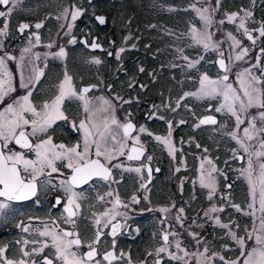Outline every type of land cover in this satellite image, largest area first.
I'll return each mask as SVG.
<instances>
[{
    "label": "rangeland",
    "instance_id": "rangeland-1",
    "mask_svg": "<svg viewBox=\"0 0 264 264\" xmlns=\"http://www.w3.org/2000/svg\"><path fill=\"white\" fill-rule=\"evenodd\" d=\"M65 1L67 0H15V7H13V3L10 0L9 7L13 8V10L7 19L0 18V28L7 22V34L14 35L12 37H8V35L0 37V57H3L2 55L8 51L10 53V49L5 50L6 43H13L16 34L14 30L17 26L19 28L20 24L31 25L34 31L36 30L35 25L40 23L42 27L39 29L44 30V35L40 37L38 44L35 41L36 34H32L33 37L28 41H17V49L20 50L19 59L13 61L3 57L9 71L12 73L14 86L17 88V91L12 93V96L23 95L28 91V89L20 88V77L23 74L27 79L29 74L32 73L33 67L41 72L44 71V76L37 81V85L36 82L35 86L30 85V87H34L32 89L31 100L37 108L45 101L50 102L58 94V85L64 79L65 73L72 78L73 86L77 91L81 90L83 85H94L92 92L87 94V97L92 102L90 107H102V102L99 100L100 97L110 100L115 107L114 115L118 121L121 123L134 122L138 125V131L135 132L133 137L139 136L140 143L144 148H149L150 156L154 157V161L159 164L158 162H163L164 158L168 160L169 175H166L165 181L161 178L157 181V190L165 189L164 191H169L170 196L175 199L176 205L174 207L175 209L173 207L169 208L167 205L158 208L160 220L158 221V228L154 234V239H156V235L161 236L164 233L171 232L177 233L176 236L169 235L170 244L168 245V252H166L167 260L172 261L169 258V252L181 257L184 256L182 252H178L175 248L176 240H179L181 247L188 251L187 237L189 234L187 233L188 230L185 222V196H188L191 191L202 190L209 197V190L201 187L200 179L201 175H206L208 169L213 165L217 169L212 174L216 180V192L211 200L208 198L209 207L206 212L213 206L218 209H223V211L209 213L208 215L204 214L207 217V223L212 225L210 226L212 235L207 239V245L200 251V254H204L205 248L207 250L209 248L215 249L217 247L216 243L220 249L219 251L227 254V258L232 257L234 253L241 254L240 246L232 239L229 232H234L237 237L245 240V251H247L253 244V241L249 240L248 236L251 232H254V229H259L260 220L264 217V212L259 210L258 189L256 194L257 199L253 203L251 184L245 171L248 168V154L232 139L231 133L237 132V135L242 138V130L248 126V121L245 119V123L240 126V130H237L235 118L225 110L217 112L222 119V122L218 126L204 128L199 124L200 118L207 112L209 105H213L214 111L216 112L215 109L223 102L222 98H197L193 95L185 97L184 94L197 92L199 79L203 74H207L211 79H218L225 74L217 69L215 63L217 57L220 56L219 51L227 53V65L231 68L228 75L233 74L235 79V74L238 71H243L244 68L251 67L257 62V58H259L261 66L264 67V53L261 52V46H263L264 40L259 36V32L256 31L260 27L258 26V20L261 19V15L258 17L257 14L254 15L255 11L260 8V3L256 0H250L249 4L234 5V2L238 0H219V3L217 0H181L179 5H184L181 7V12L178 11L180 6L173 4V2L180 0H131L129 1L130 5H127V0H119V12L127 15L131 11V14H134L132 17L135 20H143L141 26L144 27L138 33L128 32L124 46L116 50V54L119 52V59L115 54V59L119 61L115 67L116 69H120L118 73L123 71L122 69L124 68L122 58L128 55L129 50H138L136 44L130 40V37L132 35L141 36L145 31H150L152 28L156 29L155 34L157 36H153V40L158 44V47L152 53L154 56H163V58L160 59L158 65L152 67L151 71H148L146 77H142L144 70L143 72L140 71L141 68H144V63L141 60L138 61V73L134 74V76H129L122 83L118 81L117 87L114 90L112 83L116 80V75L110 77L109 80H106L102 76L104 64H107L104 62V59L101 56L88 55L84 48L77 45V42L81 38L79 36L81 29L78 30L79 19L84 15H91L94 19V9L91 8V12L88 13L84 8L78 6L75 0H70L72 2L71 4H64ZM244 1L248 2L247 0ZM138 2L143 5H139ZM124 3L127 9L123 10L122 6ZM193 5L196 8L206 7L209 9V13L207 14L211 16L212 24L208 30L213 34L214 41H222L219 44V51L209 50L206 52L202 46L192 41L191 29L193 27L198 30L203 29V22L200 20L199 14L194 10ZM131 6L134 10H129ZM7 8H3L0 5V11H6ZM65 9H69L70 12L74 9H80L82 12V15L74 22L71 33L68 35L65 34L68 31L67 25L72 21L70 15L68 19L64 18L63 13ZM141 9L145 13H140L142 12ZM242 10L252 12V16L246 19V27L255 35V44L246 38L242 29L237 30L239 19L244 16V11ZM231 13L238 14L235 22H229L227 20L226 14ZM159 14L171 16L176 14L183 15L174 17L175 20L177 19L176 24H173V27L176 28L174 29L162 25H152L156 21H160L155 17H158ZM97 15L103 16L104 14ZM221 20L224 21L223 24L219 23ZM85 27H88V29L84 36L88 39L99 36L98 34L94 35L98 29L93 25L91 20H87ZM227 33H231L236 39L241 41V48L247 47L249 49L248 55L244 60L235 61L234 56L241 49L230 47L232 42L227 38ZM72 38H75L76 43L69 42ZM49 44L52 45L51 48L48 47ZM159 45L162 47L161 50ZM61 47L64 48L66 53L62 59L52 55L58 52ZM25 48H29L30 51L24 52L23 50ZM120 49H124V51L121 52ZM36 53L40 54L39 59H36ZM22 55L24 57L23 61L20 59ZM185 56L188 57V60L183 58ZM230 56L232 60H229ZM261 58L263 60L260 61ZM93 59H99L101 63L94 64L91 62ZM197 60L199 63L195 67L189 68L187 66L189 62H195ZM112 68L114 67H110V69ZM256 69H258L257 72L260 75L259 68H253V73L256 75ZM229 78L231 77L229 76ZM228 83H231L235 88H239L237 80L234 81L231 78L228 80ZM149 84L151 85L148 86ZM148 96L155 98V104L146 100ZM118 97L122 99H117ZM124 101H129V103H124ZM2 107L3 105H0V109ZM62 110L66 116L76 115L79 120L86 118L88 115L84 112L83 102L76 98L66 99L63 103ZM259 111L262 110L252 108L249 109L247 115L250 117L251 115L258 114ZM108 115L107 112H97L95 119L97 122H101L102 118ZM155 122H164L165 132L163 134L154 132L155 129L152 123ZM169 123L172 125L171 140L176 149L173 155L169 154L166 145L155 139L157 136H168ZM55 124L49 129V134L62 140L63 131L57 128ZM141 126L147 131L143 133L139 132ZM257 126H260L258 116ZM113 127L115 128V126ZM116 131L122 135V130L117 129ZM260 135L252 141L245 140V143L250 146V151L260 150L258 143ZM203 139L212 147H222L224 154L220 152L215 158L206 147L205 149H198L199 140ZM79 141L82 145L83 137ZM128 144L129 146L132 145V141L129 140ZM192 147H194L192 153L193 158H189L184 153V150ZM240 154L244 156V162L242 164L238 163V155ZM218 158H221L219 160L220 165L217 163L219 161H216ZM260 159L264 160V157ZM193 160L195 161V165L191 166L190 162ZM209 160L212 162L211 164L208 163ZM252 160L254 168L253 180H255L259 174V163L256 157H252ZM112 162H114V165L121 164L122 167V164L125 166L128 160L125 155L119 156ZM201 165H203V168ZM121 167L118 169L123 172L124 170ZM191 169L193 171L190 175L185 176L184 173L186 171L190 172ZM137 174L139 175V173ZM165 183L169 187H166ZM227 184H232L237 187L235 190H239V199L244 202L246 196V201L248 199L250 201L249 204L234 202L236 191L231 192L234 188H227ZM226 189L231 191L226 192ZM245 191L248 192L246 195L243 194ZM222 193L224 197L221 199L219 195ZM250 204L253 206L249 207ZM233 205L239 206L240 211H237ZM161 208H167L170 211L164 213L160 211ZM180 208H183V213L178 212ZM169 213L172 214L171 218L174 220V223H169L168 225L162 216H168ZM177 214L181 216L180 222L175 219ZM247 216H251V218L249 219ZM216 219H219L221 224L229 225V228L221 227L216 223ZM181 222L183 226H181ZM201 224L202 220L199 219L196 225L200 226ZM159 241L161 246H165L161 238ZM249 242L251 243L249 244ZM215 252L218 253V251ZM227 258L225 257L224 259L227 261L237 260Z\"/></svg>",
    "mask_w": 264,
    "mask_h": 264
},
{
    "label": "snow or ice",
    "instance_id": "snow-or-ice-1",
    "mask_svg": "<svg viewBox=\"0 0 264 264\" xmlns=\"http://www.w3.org/2000/svg\"><path fill=\"white\" fill-rule=\"evenodd\" d=\"M13 7H15V0H11ZM219 3V0H217ZM10 0H0V5L8 6ZM194 10L199 14L200 20L203 22V29L198 30L193 27L191 29V39L192 41L203 47L207 52L209 50L219 51V44L222 41L213 40V34L209 32V27L212 24L211 16L208 15L209 9L196 8L193 5ZM13 8L9 7L6 11H0V18L9 17L11 15ZM215 11V9H213ZM244 11V10H242ZM71 17V23L67 25L68 31L66 35L71 33L74 26V22L78 17L82 15L80 9H74L69 11L65 9L63 16L65 19ZM227 20L229 22H235L237 19V13L226 14ZM252 16L251 11H244V16L239 19L237 24V30L242 29L243 34L247 37L249 41L255 44V38L251 34V31L246 27V19ZM100 24H104L105 20L103 17H98ZM223 24L224 21H219ZM42 27V24L37 23L35 25L36 29ZM8 24L5 22L3 27L0 28V37L7 35ZM29 28L28 24H20L19 31L24 32L25 29ZM259 32L260 37H264V23H261L260 27L256 30ZM227 38L231 40L232 48H240L241 50L237 52L234 56L235 61L244 60L248 55L249 49L247 47L241 48V41L236 39L231 33H227ZM35 41L38 44L40 42V37L37 34L35 36ZM70 43H76L75 38L70 39ZM31 43V41H30ZM49 48L52 47L51 44L48 45ZM91 47L93 49L99 48L100 45L95 41L92 42ZM133 47H135L133 45ZM24 52H29V48H25ZM124 51V49H120ZM264 53V48L261 49ZM53 56L57 58H64L66 53L63 47L59 49L58 52L53 53ZM108 55H112L111 52ZM220 58L218 60L219 67L224 71V75L218 79H211L207 74L201 75L199 79V88L195 93H185L184 96L193 95L197 98H222V103L215 110L216 112L227 111L235 118L236 129L240 130V126L245 123V119L248 121V126L243 128V137H239L237 132L231 133L233 140L237 142L241 149L248 154V168L245 170L251 184V193L253 203L257 199V189L259 198V210L264 212V67L260 66L259 58L257 62L251 67L244 68L243 71H238L236 75V80L239 84V88L233 87L231 83H228L229 75L231 71L229 65L225 63L224 54L219 51ZM119 59V52L116 54ZM36 59L40 58V54H35ZM188 60V57H183ZM8 60H13L15 57L7 55ZM21 61L24 60L23 55L21 56ZM203 59V57H201ZM232 60V57H229ZM94 64H100L99 59H93L91 61ZM199 61L189 62L187 65L189 68L195 67ZM253 68H259L260 75L257 76L253 73ZM143 72V68L140 69ZM43 76V72L39 71L35 67L32 69V73L29 74L27 79L21 74L20 77V88L28 89V91L19 96H12V93L17 91V88L13 83L12 73L9 71L5 59L0 57V105H3L0 109V198L4 201H24L30 200L37 196V191L39 187L45 190L49 185H53L50 179L53 173H59L63 176L64 173L60 171L57 166L58 162L62 163V166L70 170V174L65 178L59 180V188L65 193L67 202L64 205V212L67 213L65 222L70 224H75L74 217L78 214L80 209V204L78 201L83 197V193L75 191L85 184H88L93 179L99 178L101 180L107 181L111 178L112 170L107 165L111 164L114 159L119 156L127 157V160H140L144 155L143 145L140 143L139 136H132V133L136 130L135 125L131 122L121 123L118 121L114 115L115 107L112 105L111 101L100 97L99 100L102 102V107L93 108L90 107L91 100L87 97V93L91 90L90 87H85L79 91L75 89L72 83V78L65 73L64 79L58 85V94L50 101H45L39 108L35 106L31 100L32 89L30 85H34L35 82L39 81L40 77ZM76 98L83 102L84 112L87 113L86 120H82L79 124L78 131L83 132V144H76L72 147H67L64 144L53 143L52 137L49 134V129L58 120H67L64 111L62 110L63 103L66 99ZM117 99H122L118 97ZM124 103H129V101H124ZM257 108L261 109L258 114L251 115L248 117L249 109ZM97 112H107L109 115L102 118L101 122H97L96 115ZM257 116L260 122V126H257ZM183 123V121H181ZM217 121L211 117H205L200 120V124H216ZM115 126V128L113 127ZM76 128V125L73 124ZM117 129L122 130V135ZM172 125L169 123V132L167 137H155L157 141H160L168 147L169 154L173 155L176 151L172 140ZM147 130L141 126L139 132L143 133ZM151 135V133H149ZM260 135L259 151H250V146L245 143V140L252 141ZM43 137V138H42ZM132 141V145L129 146L128 141ZM16 147H12V146ZM18 148L19 150H16ZM206 151V150H205ZM30 154H33L35 158H30ZM235 155V152H234ZM252 157H256L259 163V174L253 180L254 168ZM239 158V157H238ZM152 157L148 156L147 160L151 161ZM209 164L212 162L209 160ZM114 167L120 168L121 164H116ZM203 168V165H201ZM127 171H135L137 173L141 172V168L137 167L135 169H126ZM179 171V169H177ZM217 169L213 165L208 169L207 174H202L200 179L201 187L207 188L209 190V199L216 192V180L213 177V173ZM149 179L151 177V169H148ZM48 177L40 181V177ZM40 181V184H38ZM144 187V185H142ZM230 187V186H229ZM111 195V193H108ZM103 199V197H99ZM147 199V197H145ZM132 202L137 203L136 196L132 197ZM56 205H60L62 201L59 197L56 198ZM117 206L127 207V205H121L119 196L117 195L113 203V208L107 210L102 215L104 222L102 227L107 228L111 225V235L115 236L117 232L121 229L122 224L120 222L113 223L117 216H124L126 219V214L116 211ZM253 205L250 204L249 207ZM9 207L8 203L0 202V210ZM240 211L239 206L233 205ZM161 212L167 213L170 210L167 208H161ZM217 211H223V209H218L213 206L209 209L205 215L209 213H215ZM179 213H183V208L178 210ZM247 214V213H246ZM175 219L180 222L181 216L176 215ZM216 223L223 228H229L227 224H221L219 219H216ZM97 226L101 225V218L97 217L95 220ZM181 226H183L181 222ZM23 231L27 232L28 228L24 227ZM41 237H48L51 240V247L55 250L56 259L61 262V264H101V261L95 260L97 256V249L93 246L99 243L101 237V230H97L95 239L92 243L87 245L88 251L86 253L80 254L79 249L82 245V241L79 238V234L73 231H58L55 228L49 229L45 226L43 231H39ZM169 235L176 236L177 233H165L162 236L164 245L157 249V255L160 253L168 252L167 245L169 242ZM196 238L194 233H189ZM229 235L233 240L240 246L241 256H244L243 264H264V217L260 220L259 229H254L253 233H250L248 239L253 241L252 246L245 251L246 244L243 238L236 236L234 232H229ZM75 237V238H72ZM199 242V241H197ZM25 244L28 241L24 242ZM115 241H113V245ZM49 247L47 243H44L39 249H33V252H42L44 248ZM175 248L178 252H182L184 256L188 255V252L181 247V242L179 240L175 241ZM207 248H205L204 253H207ZM5 249L0 248V258H3ZM23 255L28 257L31 255L30 252L24 251ZM123 255V253H121ZM151 255V253H149ZM203 255V254H201ZM213 257H206L205 259H198L197 264H208V261L214 259ZM169 258L172 260H181L183 257L178 256L174 253L169 252ZM103 259L108 261L109 264L115 259H117L114 252H107ZM220 260L224 261V264H239V260L227 261L223 256L219 257ZM3 264H28L24 259L20 261L3 260ZM35 264V261L32 262ZM42 264H53V261L48 258H44ZM129 264L131 262L129 261ZM155 264H161L159 260ZM187 264V262H185Z\"/></svg>",
    "mask_w": 264,
    "mask_h": 264
},
{
    "label": "flooded vegetation",
    "instance_id": "flooded-vegetation-1",
    "mask_svg": "<svg viewBox=\"0 0 264 264\" xmlns=\"http://www.w3.org/2000/svg\"><path fill=\"white\" fill-rule=\"evenodd\" d=\"M249 1L250 0H248V4ZM256 1L260 3V8L255 11L254 15L257 14V17L261 15V19L258 20V26H260L261 23H264V0ZM9 5H2V7L7 8ZM14 32L16 34L13 43H6L5 47V50H11L10 53L8 51L2 55L6 58L7 55L15 57L13 61L19 59L18 57L20 56V50L17 49V41H28L33 37L32 34H38L39 37L44 35L43 29H36L34 31L31 29L30 31H24L20 34L18 26ZM251 34L255 38L252 32ZM13 35H8V37H12ZM262 40H264V37H262ZM261 48H264V44ZM223 54L227 59V53L223 52ZM261 60H263V58H261L260 61ZM257 70L258 69H256L255 72L256 75L259 76ZM42 72L44 76V71ZM43 76H41L40 79ZM229 76L232 80H236L233 74H229ZM231 78H229V80ZM33 88L31 86V89ZM208 115L217 117L219 119V124L222 122L220 114L214 111L213 105H209L207 107V112L202 116ZM66 117L67 120L56 121L57 123L55 126L63 131V136L62 140L57 139L55 136H51L53 143L64 144L67 147H72L78 143L81 144L79 140L82 139L83 132L77 129L82 120L87 122L86 118H81L82 120H79L76 115ZM73 124L76 125V128L73 127ZM218 125H208L204 127H214ZM136 131H138V128ZM12 147L16 146L13 145ZM16 150L19 149L16 148ZM144 150L145 154L142 160H128L125 166L122 164L121 168L124 170L123 172L114 167V162L108 164L107 166L112 170V175L109 180L104 181L96 178L88 184L75 189V191L83 193V197L78 201L80 209L78 214L73 218L75 224L65 222L67 213L64 212V205L67 202V198L65 193L59 188V180L65 179L70 174V170L63 167L60 162H58L57 166L64 175L60 176L59 173H53L50 178L53 185H56V187L49 185L46 190L39 187L37 196L30 200L7 202L4 201L3 198H0V202L9 204L8 208L0 210V248L5 249L3 258H0V264H3L4 259L12 261L24 259L28 264H32L33 261H35V264H42L44 258L51 259L53 264H61V262L56 259L55 250L51 247L50 238L41 237L37 231V229L43 231L45 226L49 229L55 228L58 231L77 232L82 241V245L79 249L80 254L86 253L89 250L87 245L92 243L95 239L96 232L99 228L102 232L100 241L93 246L97 249L95 260L101 261V264H109L108 261L103 259V256L109 251L114 252L117 257L111 264H129V261L131 264H155L157 260H159L161 264H185V262H187V264H197L198 259L213 257V254H216L215 258L209 260L208 264H224V261L220 260L219 257L223 256L227 258V254L219 251L220 249L217 243L215 249L209 248L207 253L203 255L200 254V251L207 245V239L212 235L210 230V226L212 225L207 223V217L204 215L209 207V200L206 192L202 190L191 191L188 196H185V222L188 230L187 233H194L196 236L195 239H193L192 235L187 237L188 251H186L188 255L183 256L181 260L172 261L167 260L166 252L157 255V249L161 247L160 238L164 245L162 239L163 234L161 236L156 235V239H154L155 231L158 228L157 224L160 220L158 208L165 205L169 206V208H174L176 204L175 199L170 196L169 191H164V189L157 190V181L160 178L165 181L166 174H164L162 170L156 172L158 167L161 168L160 161L158 162L159 164H157L154 161V157H152L151 161L147 160V157L150 156V150L148 147L144 148ZM30 158L35 157L33 154H30ZM148 165L152 168L150 179ZM137 167L142 169L139 175L135 171L126 170L130 168L135 169ZM45 179L49 178L40 177V181ZM40 181H38V184H40ZM142 185H144V187H142ZM229 186L230 185H228V187ZM124 188L125 190H123ZM226 190V192L231 191L228 189ZM233 191H236L234 202L249 204L250 201L248 196V200L246 201L245 196V200L242 202L239 199V190H235L234 188L231 192ZM108 193H111V195H108ZM247 193L248 192L245 191L243 194L246 195ZM117 195L119 196L121 205H127V207L117 206L116 211L126 214V219L124 216H117L113 223L120 222L122 227L115 236H112L110 234L111 225L107 228L102 227L104 219H106L102 214L113 208V203ZM133 196H136L137 203L132 202ZM219 196L221 199L224 197L223 193ZM57 197L62 201L60 205H56L55 203ZM99 197H103V199L101 200ZM145 197H147V199H145ZM171 215L172 214L169 213L168 216H162L163 220L166 221L168 225L169 223H174ZM97 217L101 218L100 226L95 224ZM247 217L249 219L251 218V216ZM199 219L202 220L200 226L196 225ZM24 227L28 228L27 232L23 231ZM25 241H28V243L25 244ZM113 241H115L114 245ZM44 243H47L49 247L44 248L43 251L39 253L32 251L34 248L39 249ZM250 243L251 242H249V244ZM24 251L30 252L31 255L25 257L23 255ZM215 251H218V253ZM121 253H123V255H121ZM149 253H151V255H149ZM227 259H237L239 260V264H243L244 256H241L239 253H234L232 257H228ZM92 264H94V261Z\"/></svg>",
    "mask_w": 264,
    "mask_h": 264
},
{
    "label": "trees",
    "instance_id": "trees-1",
    "mask_svg": "<svg viewBox=\"0 0 264 264\" xmlns=\"http://www.w3.org/2000/svg\"><path fill=\"white\" fill-rule=\"evenodd\" d=\"M78 6H81L82 8L85 9V11H87L88 13L91 12V8L94 9L93 11L95 12L94 14H104L108 17L109 21H108V27L107 28H99L98 25L95 23L93 17L84 15L81 17V19H79L78 22V30L81 29V31L79 32V36H83L86 32L88 27H85V24L87 22V20H91L93 25L98 29L97 33H95L94 35L98 34L99 36V41L102 42V44L104 45V47L106 48V51L104 53H91L89 50H87L86 48H84V46L80 43L77 42L78 46H81V48L85 49V52L90 55V56H101L104 59V62H106L107 64H104V69L102 71V76L105 77L106 80H109L110 77L116 75V80L112 83L114 90L117 87V82L120 81L121 83L127 79L129 76H134V74H137L139 71V68L137 66V62L138 61H142L144 63V72L142 73V77H146V75L148 74V71H151L152 67L156 66L159 64L160 59L163 58V56H154L152 52H154L153 50L158 47V44L153 40V36H157L155 34V28H152V30H147L144 32V34H142L141 36H135L132 35L130 37V40H132V42H134L138 48V50L136 51H130L128 52V55H125L124 58H122L123 61V71L118 73V70L120 69H116L115 67L118 65L119 61H117L115 59V54H116V50L121 48V46H124L125 41L127 39L126 35L129 32H141L142 27L141 24L143 23V20H135L132 16L134 14H131V11L128 12L127 15L121 14L119 12L120 9V5H119V0H75ZM129 1L131 0H127V5H130ZM248 1V0H247ZM181 2L180 1H175L173 2L174 5H179ZM71 4L72 2L70 0L65 1L64 4ZM139 3V2H138ZM239 4H248V2H245L244 0H238L234 2V5H239ZM139 5H143L141 3H139ZM179 9L178 11L182 12V6L184 5H179ZM186 7V5H185ZM122 9H127L126 4L124 3L122 6ZM129 10H134V8L131 6V8ZM142 12L140 13H145L142 9ZM180 13V12H179ZM186 13V12H184ZM147 14V13H146ZM183 14H176V15H163V14H159V16H155L156 19H159L160 23L158 21H156L155 23H153L152 25L154 26H167V27H172L174 29H176L175 27H173V24H176V20L174 17L177 16H182ZM154 16V15H153ZM142 18V16H141ZM151 25V26H152ZM139 26V28H138ZM180 30V29H179ZM157 39V38H155ZM110 42H112L110 44ZM160 50L162 49V47L159 45ZM111 52L113 55L112 57H108V53ZM110 67H114L112 69H110ZM150 83V82H148ZM151 84H149L148 86H150ZM147 101H151L155 104V98H151L148 96V98H146ZM155 129V133L158 134H163L165 132V126H164V122H155L152 123ZM159 130V131H158ZM206 149L216 158L218 153L220 154V152H224L222 150V147H215V146H210L207 141L205 139L203 140H199V144H198V149ZM194 151V147L192 148H188L184 150V153L186 154L187 157L189 158H193L192 153ZM165 156V154H163ZM221 158H218L216 161H219ZM164 164L162 162H160V164H162V171L164 174H166L167 176L169 175V170H168V160L167 158H164ZM218 165H220V161L217 162ZM191 166L195 165V161L193 160L192 162H190ZM189 165V167H190ZM193 170L191 169L190 172L184 173V175H190V173ZM166 187H169L168 184H165ZM237 188V187H235ZM169 189V188H168ZM165 190V189H164Z\"/></svg>",
    "mask_w": 264,
    "mask_h": 264
},
{
    "label": "water",
    "instance_id": "water-1",
    "mask_svg": "<svg viewBox=\"0 0 264 264\" xmlns=\"http://www.w3.org/2000/svg\"><path fill=\"white\" fill-rule=\"evenodd\" d=\"M98 17H103L104 18V20H105V23L104 24H100L99 23V20L97 19ZM95 21L97 22V24L99 25V27L100 28H106V26H107V18L105 17V16H95ZM19 29V28H18ZM31 29V27L29 26V28H27V29H25V30H30ZM24 30V31H25ZM19 31V30H18ZM20 32V31H19ZM20 34H21V32H20ZM93 41H95L97 44H99L100 45V47L99 48H96V49H93L92 47H91V44H92V42ZM80 42H81V44L82 45H84L90 52H93V53H96V52H104V47H103V45L101 44V43H99L98 42V37H94L93 39H92V41H91V43H89L88 42V39L86 38V37H82L81 39H80ZM112 56V55H111ZM110 55H109V57H111ZM219 58H220V56L217 58V61H216V66L218 67V69L221 71V72H224L220 67H219V63H218V60H219ZM224 59H225V57H223ZM225 63L227 64V61H226V59H225ZM85 87H90L91 88V90L87 93V94H89L90 92H92V90L94 89V85H84V86H82L81 87V89H83V88H85ZM86 94V95H87ZM205 117H208V116H204V117H202L201 119H204ZM211 117H213L216 121H217V123L219 122V119L217 118V117H215V116H211ZM200 119V120H201ZM133 125H135V127H136V130H137V125L134 123V122H131ZM216 123V124H217ZM216 124H203L204 126H207V125H216ZM136 130L132 133V135L136 132ZM144 154H145V150H144ZM143 157H144V155H143ZM143 157H141V159L140 160H142L143 159ZM134 161V160H133ZM139 161V160H138ZM239 162L240 163H242L243 162V156H239ZM152 169L151 168V166L150 165H148V169ZM156 172H159V168H157L156 169ZM151 174H152V172H151Z\"/></svg>",
    "mask_w": 264,
    "mask_h": 264
},
{
    "label": "bare ground",
    "instance_id": "bare-ground-1",
    "mask_svg": "<svg viewBox=\"0 0 264 264\" xmlns=\"http://www.w3.org/2000/svg\"><path fill=\"white\" fill-rule=\"evenodd\" d=\"M223 154H224V152H223Z\"/></svg>",
    "mask_w": 264,
    "mask_h": 264
}]
</instances>
